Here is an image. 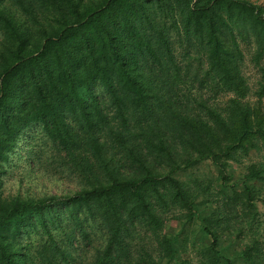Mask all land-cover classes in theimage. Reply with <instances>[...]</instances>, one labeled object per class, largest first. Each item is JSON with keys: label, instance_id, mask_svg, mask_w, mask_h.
<instances>
[{"label": "trees", "instance_id": "obj_1", "mask_svg": "<svg viewBox=\"0 0 264 264\" xmlns=\"http://www.w3.org/2000/svg\"><path fill=\"white\" fill-rule=\"evenodd\" d=\"M0 264H264V0H0Z\"/></svg>", "mask_w": 264, "mask_h": 264}, {"label": "rangeland", "instance_id": "obj_2", "mask_svg": "<svg viewBox=\"0 0 264 264\" xmlns=\"http://www.w3.org/2000/svg\"><path fill=\"white\" fill-rule=\"evenodd\" d=\"M243 72L248 79L250 86L255 88V84L258 80V75L254 69L250 56L247 55L243 67ZM22 150L20 153L14 155L11 159V168L8 171V175L4 178V192L6 195L20 194L22 196H43L63 194L68 192L74 185L72 181L63 176L48 178L43 176L38 171H32L28 168L29 161L25 157V144H22ZM251 155V159H255ZM244 167L232 166L230 171L235 176L241 174ZM193 258L194 254H187L185 258Z\"/></svg>", "mask_w": 264, "mask_h": 264}]
</instances>
